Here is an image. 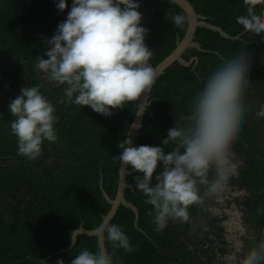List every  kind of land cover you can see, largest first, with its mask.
<instances>
[{
	"label": "trees",
	"instance_id": "obj_1",
	"mask_svg": "<svg viewBox=\"0 0 264 264\" xmlns=\"http://www.w3.org/2000/svg\"><path fill=\"white\" fill-rule=\"evenodd\" d=\"M141 7V25L149 29L146 46L153 51L150 61L154 67L169 55L186 31L170 19L184 15L169 0H135ZM196 13L206 21L220 27L230 36L198 27L193 36L202 51L187 48L181 55L185 61L195 57L189 66L173 62L158 79L149 93L147 106L135 146H161V139L190 114V104L202 90L204 80L215 70L219 56L238 54L243 46L249 55L248 85L245 90L246 114L236 138L234 149L243 157L237 183L248 196L240 199L256 243L264 238V145L262 127L264 118L256 112L264 103V44L260 36L244 32L237 17L246 14L243 0H189ZM58 0H0V73L7 86L0 82V264H64L83 249L96 253L99 248L96 236L76 235L71 243L72 231L83 227H98L111 205L103 192L113 200L118 186L120 161L119 143L126 138L138 102L113 110L105 117L89 107L75 104H58L65 86L50 84L43 73L34 67L35 58L47 49L46 39L56 32L65 19ZM72 0H70V4ZM185 16V15H184ZM256 36V38H255ZM47 59V57H44ZM25 86H40L41 92L56 107L58 121L54 125L58 140L45 141L42 155L35 161L18 156V143L11 134L9 111L11 99L21 94ZM182 123V121H181ZM165 148V151L171 150ZM162 167V165H160ZM131 170V168H128ZM134 172L126 176L131 187L125 189L124 198L137 209V217L120 205L108 222L118 225L135 246L131 252L113 249L104 235V247L115 252L117 264H223L217 260L226 249L219 219L209 207L216 205L215 194H207L201 186L203 203L189 209L190 223H173L161 232L154 230L153 206L144 203L145 197L135 187ZM214 173L209 174L211 179ZM155 177V174H154ZM153 183L155 179L153 178ZM215 239L222 244L216 246ZM253 246L246 240L242 256Z\"/></svg>",
	"mask_w": 264,
	"mask_h": 264
},
{
	"label": "clouds",
	"instance_id": "obj_2",
	"mask_svg": "<svg viewBox=\"0 0 264 264\" xmlns=\"http://www.w3.org/2000/svg\"><path fill=\"white\" fill-rule=\"evenodd\" d=\"M243 3L246 14L237 17V24L244 32L264 37V8L257 11L264 0ZM140 7L135 0H73L67 18L45 40L48 50L34 62L37 72L50 84L65 86L58 104L89 107L110 117L113 110H123L151 92L159 74L150 63L154 53L145 43L149 29L141 25ZM57 8L67 10V0H58ZM170 19L177 27L191 23L189 17L179 14ZM249 67L243 46L238 54L219 56L217 67L193 97L190 114L175 121L161 139L163 147L135 146L130 138L119 143L121 154L113 158L143 174L134 178L135 187L145 197L144 203L153 206L149 215L155 231H163L169 221L190 223L189 209L203 203L201 186L207 194L226 188L231 167L229 147L247 111L244 96ZM20 92L8 105L13 117L10 130L17 139V155L35 161L41 157L45 141L58 140L54 128L57 109L40 86H25ZM256 117L264 118V103ZM169 145L171 150L165 151ZM210 173H214L211 179ZM96 231L107 233L113 249L131 252L135 248L116 224L101 223ZM71 239L74 245L73 236ZM250 239L253 246L239 264H264V238L259 243ZM114 256V251L110 254L106 249L95 254L83 249L71 264H117Z\"/></svg>",
	"mask_w": 264,
	"mask_h": 264
},
{
	"label": "water",
	"instance_id": "obj_3",
	"mask_svg": "<svg viewBox=\"0 0 264 264\" xmlns=\"http://www.w3.org/2000/svg\"><path fill=\"white\" fill-rule=\"evenodd\" d=\"M173 2L175 5H177L184 13L186 17H189L191 19V23L186 25V31L184 36L182 37L181 40L176 42V46L173 49V51L167 55L159 64L154 66L156 71L158 72L159 75H161L164 70L170 66L173 62H177L180 65L184 66H189L193 60H196L195 57L191 58L188 61H185L182 59L181 55L182 53L187 49V48H196L199 51H202V48L200 44L197 41L193 40V36L196 32V29L198 27L206 28L208 30H212L214 32L219 33L220 36L226 38V39H231L235 40L238 39V36H230L226 32H224L220 27L213 25L211 23H208L205 21V17L197 14L194 11L193 6L190 4L188 0H169ZM150 103L149 99V93H146L142 98L141 101L138 102L137 104V109L134 115V118L130 124L129 130L126 134V138L134 140L137 138L139 135V129L142 126V119L145 113V110L147 106ZM135 171L129 170L126 166L121 164L120 162V167H119V172H118V186L116 190V194L113 200H110L107 195L103 192L104 197L107 199V201L110 203L111 207L107 214L103 217L101 223H108L113 216L116 213V210L120 205L130 208L134 214L137 217V209L136 207L130 202L125 200L124 198V192L125 189L128 187H131L130 184L127 181L126 176L129 174L134 173ZM100 223V224H101ZM97 227L92 230H87L83 227H79L75 230L72 231V236L73 240L75 242L76 235L78 234H86L88 236H96L97 237V245L99 250L100 249H105L104 247V235L103 233L97 232L96 231ZM71 236V237H72ZM73 241L71 239L70 245L63 249V251L68 250L72 247Z\"/></svg>",
	"mask_w": 264,
	"mask_h": 264
},
{
	"label": "flooded vegetation",
	"instance_id": "obj_4",
	"mask_svg": "<svg viewBox=\"0 0 264 264\" xmlns=\"http://www.w3.org/2000/svg\"><path fill=\"white\" fill-rule=\"evenodd\" d=\"M48 2H49V0H44V5H45V3L48 4ZM72 2H73V0H72ZM67 4H68L67 10H65L64 12L61 13V17L63 19L67 18L68 11H70V9H71L72 3L70 4V0H67ZM261 8H264V4L257 5V11H259ZM199 15H201V14H199ZM201 16H203V15H201ZM205 21H206V19H205ZM255 38H256V36H255ZM258 40H259L258 43L264 44V37L260 36V39H258ZM262 64L264 65V60L262 61ZM262 132L263 133H262V140L261 141H262V145H264V124H263V127H262ZM234 144H235V142L231 143V145L229 147L230 151L236 156L237 160L241 161V164L238 167V169H235V170L234 169H229V173H231L233 175H229V180L227 182V186H226L225 189L228 188L229 190H237V191L240 190V191H243L244 195L242 197H236V198H233L232 201H230V203H233V202L239 203L238 201H240L241 198L244 199L246 196H248V192H247V190L244 187L239 186V184L237 183V180L239 178V172H240V169L242 168V166L244 165V161H243V157L240 155V153L234 149ZM225 189L216 193V195H217L216 199L218 198L219 195H221L223 193V191H225ZM216 199H215V203H216V205H219V202H217ZM233 206H235V208H238L234 203H233ZM240 207H241L242 210L239 209V208L238 209L242 213L240 215L237 214L236 218H238V217H245L246 218V219L244 218L245 220H247L246 223L244 224V226H245L244 228H238L239 223L235 222V221L232 222V223L226 224L227 225L226 226L225 223L222 222L221 219L217 217L219 219V223L218 224L223 230V237L226 240V244L225 245H227V249H228V246L233 247L234 248L233 250H235V254L239 255V258L241 256V254L243 253V247L246 244V240H249L251 234L253 233V229L250 226V223H251L250 222V218H249V216L247 214H245L242 206H240ZM232 229H234V232H236L237 234L239 233V236H241L240 242L234 237L235 235L233 233H231L233 231ZM215 244H216V246H219V247H221V245H222V244L218 243V239H215ZM236 248L237 249L240 248L241 251H239V250L237 251ZM219 255H220L219 252H217V260L218 259H222V256L221 255L219 256ZM241 258H243V256H241Z\"/></svg>",
	"mask_w": 264,
	"mask_h": 264
},
{
	"label": "rangeland",
	"instance_id": "obj_5",
	"mask_svg": "<svg viewBox=\"0 0 264 264\" xmlns=\"http://www.w3.org/2000/svg\"><path fill=\"white\" fill-rule=\"evenodd\" d=\"M3 78L4 77H3L2 73H0V82H2L3 85L7 86V82H5V80L3 81ZM229 152L231 153V156H230L231 167H230V169H234V170L238 169V167L241 164V161L236 159V156L230 151V148H229ZM229 175H233V174L229 173ZM243 195H244L243 191L229 190L227 188L216 199V201L219 202V205H212L209 207V210L214 216L220 218L221 221L225 223V225L235 221V222L239 223L238 228H244L245 227L244 224L247 221V220H245L246 218L245 217L236 218L237 214L240 215L242 213L239 210V209H241V207H240L241 205H239V203H237V202H233L239 208L238 209V208H235V206H233V203H230V201H232L233 198L242 197ZM232 230L233 231L231 233H233L235 235L234 237L240 242L241 236H239V233L237 234L236 232H234V229H232ZM224 247L226 249V252L224 255H222V259H218V262H222L223 264H239V260L242 259L241 258L242 255L239 258V255L235 254V250H233L234 249L233 247L228 246V249H227V245H224ZM238 250L241 251L240 248L237 249V251Z\"/></svg>",
	"mask_w": 264,
	"mask_h": 264
}]
</instances>
